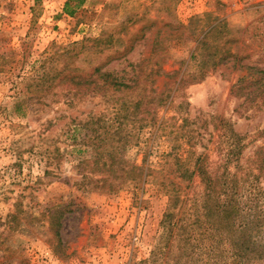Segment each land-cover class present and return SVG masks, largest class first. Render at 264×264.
<instances>
[{
    "label": "rangeland",
    "instance_id": "rangeland-1",
    "mask_svg": "<svg viewBox=\"0 0 264 264\" xmlns=\"http://www.w3.org/2000/svg\"><path fill=\"white\" fill-rule=\"evenodd\" d=\"M239 61L264 69V0H0V264H235L197 167L264 213Z\"/></svg>",
    "mask_w": 264,
    "mask_h": 264
},
{
    "label": "trees",
    "instance_id": "trees-1",
    "mask_svg": "<svg viewBox=\"0 0 264 264\" xmlns=\"http://www.w3.org/2000/svg\"><path fill=\"white\" fill-rule=\"evenodd\" d=\"M221 56L216 62L212 60V63H219L227 54ZM238 60H241L240 57L237 58ZM238 68L245 69L247 73L237 79L231 87V92L245 97L264 98V69L255 63H242V61H239ZM93 75L101 77L103 83H108L118 89L122 86L127 87L125 81H121L118 77L110 79L111 75L103 73L101 66L93 69ZM77 84L80 82H74V85ZM260 162L261 169H264V164L262 165L264 158ZM137 168L142 169V167L131 166V169ZM193 172L186 169L182 173V177L188 178ZM197 172L205 184L203 196L204 226L208 231H214L220 240L228 245L233 263L251 264L256 261L264 264V238L260 234L264 229V213L252 214L243 210L232 190L235 186L233 179L232 186L229 188L225 179L221 181L219 177H212L200 165L197 167ZM174 202L175 199L171 196L168 208L173 207ZM171 220L172 212L168 209L161 222L168 231L176 225L175 222L172 224ZM164 244L167 245L168 240Z\"/></svg>",
    "mask_w": 264,
    "mask_h": 264
}]
</instances>
